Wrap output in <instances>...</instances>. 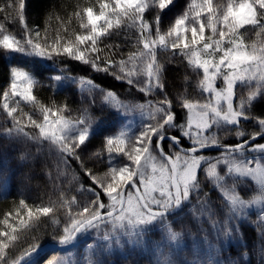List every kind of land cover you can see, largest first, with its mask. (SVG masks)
Masks as SVG:
<instances>
[{"label":"snow or ice","instance_id":"1","mask_svg":"<svg viewBox=\"0 0 264 264\" xmlns=\"http://www.w3.org/2000/svg\"><path fill=\"white\" fill-rule=\"evenodd\" d=\"M97 3V11H94L93 6H88L75 13L84 22L79 26L81 31L73 33L74 39L62 42L58 34L49 43L50 38L47 34L42 38L39 28H28L25 18L26 0H17L18 21L24 25L22 39H18L4 23H0V49L50 60L63 55L89 65L97 72L109 73L115 66L119 74H112L117 80L126 79L129 85L138 83L134 77L144 74L146 79L139 90L147 94L164 87L161 82L163 68L157 63L156 50L170 47L173 56L185 57L190 65L202 70L200 85L202 91L209 94V99L205 103L184 100L181 106L188 110L187 121L186 124H177L171 110L172 103L165 97L158 102L160 106L150 112L149 122L142 124L138 133L130 136L122 131L118 136L109 135L104 144L109 161H113L115 152L125 157L126 162L110 167L102 177L85 169L91 180L102 189L108 203L102 202L100 191L87 189L95 198L84 204L82 211L67 214L64 235L60 241L73 238L85 228L97 230L103 242L109 246L113 243L119 245L122 237L138 241L146 225L153 221H163L171 209L179 208L193 194H196L197 204L206 208L208 194L199 195L201 181L198 170L201 168H204L207 177L223 194L228 210L222 226L213 221V227L225 235L230 234L233 231L231 223L239 218L243 210L264 200V167L260 160L253 158L240 162L237 156L246 150L264 153V143H252L256 137L264 136V119L257 121L260 131L245 133L237 130L235 135L241 138L247 135L249 138L234 145L221 143L212 129L239 125L241 118L249 119L247 106L257 96L264 97V0H224L223 3L188 0L187 6L174 19V23L163 32L160 28L161 13L173 5L175 0H97ZM153 12L156 13L154 20L147 21L145 17ZM129 26L139 30L136 43L142 45L140 51L129 54L127 60H102L100 53L103 49L98 45L103 43L105 37ZM206 29L211 32L207 37ZM248 31L261 39L245 43L248 39L245 33ZM64 35L67 36V30ZM106 47L118 50L120 46ZM217 56L218 60L215 59ZM101 64L104 66L101 67ZM59 78L57 76L55 80ZM217 80L222 81L223 87H215ZM79 83L82 87H99L91 79L85 80L83 77ZM37 84L38 81L26 71L11 68V82L3 91L2 107L12 124L11 127H4L3 131L9 135L14 133L25 144L35 142L40 146L37 151L48 142L49 148H55L65 165L68 157L80 160V153L90 143L91 121L84 116L73 118L66 104L63 107L40 105L33 95V88ZM238 86L247 87L249 92L246 97L240 98L237 107L233 98ZM104 98L116 101L114 106L117 109L132 111L135 107H146L123 105L117 101L114 92H108ZM9 100L16 105H19L20 100L27 101L32 105V114L23 113L17 119V107H13ZM151 105L149 101L148 107ZM24 116L27 117V123L23 122ZM170 129H179V135H166ZM184 137L191 141L190 148L180 146ZM165 139L171 141L169 152H165L161 146ZM126 141L127 148L123 147ZM214 145L223 149L218 156L197 154ZM157 151L159 156L154 154ZM102 154L103 150H100L92 153V156L99 158ZM253 163L256 167L249 166ZM81 167H84L83 162ZM221 168L226 169L223 174L218 171ZM237 177H252L259 185L261 195L252 200L241 199L237 192V184L241 181ZM19 203L26 209L27 219L21 217L18 211V222L9 219L11 212L0 220V225L7 229L0 227V261L5 258L9 244L18 240V227L27 232L34 223L39 222L41 215L53 213V208L49 206H40L33 211L24 200ZM68 203H75V198ZM102 209L107 211L102 212ZM261 222H264V216H261ZM53 223L59 221L54 220ZM168 231L172 240L179 236L171 228ZM38 246H30L24 256L31 255ZM261 253L264 254V249H261ZM47 264H53V260Z\"/></svg>","mask_w":264,"mask_h":264},{"label":"trees","instance_id":"2","mask_svg":"<svg viewBox=\"0 0 264 264\" xmlns=\"http://www.w3.org/2000/svg\"><path fill=\"white\" fill-rule=\"evenodd\" d=\"M88 6H93L94 11H97V0H26V23L29 29L39 28L42 38L47 34L50 38L49 43H51V38L58 34L61 36L62 42H65L68 39H74L73 33L81 31L79 26L84 21H81L75 13ZM17 7V0H0V9H4V11H0V23H4L12 34L17 35L18 39H22L21 32L24 25L18 21ZM164 14L163 11L161 13V29L166 24ZM155 15L156 13L153 12L145 19L152 22ZM66 30L67 36L64 35ZM138 33L137 28L129 26L112 36L105 37L103 43L98 45L103 49L100 53L101 59L127 60L129 54L139 52L142 45L136 43ZM245 34L248 39L244 42L254 39V34L251 31ZM108 45H119L120 47L118 50L115 47L110 50L106 47ZM157 56H159V52ZM11 66L35 74L38 84L33 90V95L40 105L63 107L66 104L70 110L78 112L80 115L82 113L95 115L100 109H104L105 106L101 102L102 93L114 92L118 98L125 102L145 103L151 101L152 104H158L159 101H163L167 97L172 103L171 110L174 113L175 122L186 124L188 110L182 108L183 101H192L194 98L204 96L200 85L202 70H197L190 65L187 58L179 55L173 56V53L171 57L162 60L161 82L164 85L163 89H154L146 94L139 90L141 86L138 83L129 85L126 79L117 80L112 74L113 72L119 74V70L115 66L109 73L97 72L89 65L63 55L50 60L0 49V178H4L9 183L8 192L0 194V220H3L11 212L12 216L9 219L18 222L16 216L18 211L21 217L27 219L26 209L19 203L24 200L25 204L33 211L40 206L52 207L64 228L67 214L69 212L76 213L75 204L82 191L95 188L101 192L102 202L108 203L102 189L91 180L86 172L85 164L83 163L84 167H81V159L68 157L65 165L62 161H58L59 155L53 148H49L46 142L41 150L37 151L40 146L35 142L29 141L25 144L14 133L9 135L3 131L4 127H11L12 124L11 118L7 117V113L2 107L3 91L5 84L10 80ZM103 66L101 64V67ZM57 76L60 77L59 80H55ZM81 77L85 80L91 79L93 84L99 87L91 88L88 85L82 87L79 83ZM215 87H223L220 80L215 82ZM248 92L247 87L238 86L234 105L240 102L241 97H246ZM247 107L246 114L250 118H241L240 124L233 127L246 133L260 131L257 121L264 119V97L257 96ZM23 113L32 114V105L27 101H22L20 109L16 113L17 119H20ZM34 118L37 117L34 116ZM23 122L27 123L26 116L23 117ZM167 133L179 135V129H170ZM246 138L249 137L247 135L243 138L231 137L221 140V143L235 144ZM95 140L94 138L90 139L91 146L95 144ZM181 142L184 145H190L186 137L182 138ZM253 143H264V138ZM168 144V141L163 142L166 152H169ZM156 153L159 155L158 151ZM198 153L205 152L199 151ZM256 154L259 153L246 150L241 155L247 157ZM202 176L203 174H200L199 178ZM200 181L202 188L200 187L199 195L208 194L206 197L207 207L195 204L185 213L178 212L173 216H168L177 218L172 220L166 229L154 231L158 232L162 238H164V234L168 235L160 247L157 264H264V254L261 253V249H264V222L252 224L250 217L246 215L243 220L236 219L230 225L233 229L232 232L240 233L243 240L240 238L235 242L223 238L226 235L213 227V221H217L222 226L226 218L225 211H222L224 214L220 213L221 206L225 205L224 197L219 189L213 188L214 185L209 181ZM73 197L75 203L70 205L68 201ZM190 198L194 202L197 201L196 194L191 195ZM185 206L187 207L185 204L183 208ZM101 211H107V209ZM58 226L46 216L41 215L39 222L34 223L31 230L25 232L22 227H18V240L9 244L8 249L5 250V258L0 261V264H14L32 245L69 242L70 239L60 241L62 235L58 230L62 227ZM0 227H5L7 230L4 225H0ZM169 228L173 232L179 233L176 240L170 238ZM129 241L128 237L121 238L119 245L115 243L113 245L124 249L127 244H130ZM139 241L140 239L136 242L139 243ZM93 247L96 249L97 256L82 264H121L119 261L113 260L114 255L108 254V251L112 250L111 245L109 246L103 241H96ZM50 252L51 250L42 254L49 255ZM28 264H36V262L29 261Z\"/></svg>","mask_w":264,"mask_h":264},{"label":"rangeland","instance_id":"3","mask_svg":"<svg viewBox=\"0 0 264 264\" xmlns=\"http://www.w3.org/2000/svg\"><path fill=\"white\" fill-rule=\"evenodd\" d=\"M220 2L223 3L224 0H214V3ZM188 0H175V3L171 5L170 7L166 8L164 10L165 14V27L161 29V31H166L172 23H174V19L183 11L184 7L187 6ZM211 35L210 30L206 29L205 36ZM247 36V34H245ZM250 35V34H249ZM251 36H253L251 34ZM261 38L254 35V39H250L251 41H247L245 43L250 44L252 41H259ZM159 56H157V63L161 66L162 60L166 59L168 57L172 56V51L169 48H158ZM156 50V55H157ZM208 59H212L211 57H206ZM216 60L219 59V57H215ZM15 66H11L13 68ZM131 65L129 64V68ZM19 68V67H17ZM22 69V68H19ZM26 71L30 76L36 79V76L33 72L27 71L25 69H22ZM128 70V69H127ZM126 70V71H127ZM9 81L5 84V88L10 84L11 82V72L9 75ZM146 79V76L144 74H141L139 76H135L134 80L138 81V84L141 86L143 81ZM37 80V79H36ZM221 81V80H220ZM222 83V81H221ZM223 84V83H222ZM254 86V85H253ZM35 88V87H34ZM33 88V90H34ZM108 92L102 93V99L101 102L104 104L105 108L100 109L98 113L95 115H86L85 113H82L81 115L78 114V112H75L71 110V116L73 118L84 116L85 118L89 119L91 121V135L90 139L94 138L95 144L93 146L90 145L88 148L83 152L80 153L81 160L85 164L87 169L92 170V173L96 175L97 177H102L105 172L109 170L110 167L116 166L118 164H121L122 162H126L125 157L119 156L118 153H113L114 159L113 161H109L108 159V153L107 150L104 148L105 140L109 135H119L120 132H127L130 136L133 134H136L139 132L141 125L144 123L149 122V115L150 112L154 110L155 107H159V104H152L151 107H148V102L145 103H138V102H125L122 101L120 98H117V101L123 105L126 106H138V105H145L146 107L144 109H140L139 107H135L132 111H127L124 108L117 109L114 105L116 101L106 100L104 97ZM203 97H197L194 98L191 102L192 103H205L209 99V94L204 92ZM19 99V98H16ZM235 101V98H233ZM23 100H20L19 105L13 104L11 100H9V103L12 104L13 107H17V110L20 109V105ZM25 102V101H24ZM235 106H239V103H235ZM198 110V109H197ZM159 114H157V117ZM154 122V121H152ZM234 125H228L224 126L222 129H212V132L215 133L220 140H226L228 138H241L235 135L237 130H240L239 128H234ZM246 133V132H245ZM188 140V139H187ZM189 141V144H191V141ZM48 145V142H46ZM192 145V144H191ZM127 141L123 145V147L127 148ZM54 151L55 148H53ZM103 150V154L97 158L92 156V153ZM177 150V149H175ZM221 152H213V153H197L198 155H204L208 157H215L218 156ZM157 155V153H154ZM159 156V155H157ZM238 160L240 162H246V160H252L253 158H258L260 160V163L262 167H264V153H259L256 155H250L247 157H243L241 154H237ZM58 161H62L61 159H58ZM250 167H256V164L253 163L249 165ZM226 169H218V171L223 174V171ZM200 174H203L202 178H199L200 180H206V182H210L214 185L213 181L207 177L206 172L204 171V168H201L198 170V177ZM70 177V175H68ZM205 176V178H204ZM241 182L237 184V192L239 193L241 199L244 200H252L255 197H259L261 195L259 185L256 183V180L252 179V177H237ZM8 181L4 180V178H0V194L7 193L8 191ZM202 188V186H200ZM200 188V189H201ZM213 188H216L215 185ZM223 195V194H222ZM91 191L84 190L80 193V196L78 198V201L75 204V210L76 212L82 211V208L84 204H86L88 201L94 199ZM185 208H183L180 212L185 213L190 208L192 209L195 204H197V201L194 202L192 198L189 199V201H186ZM223 205L221 206L220 213L224 214L225 211L227 213V207ZM249 216L252 224H260L261 222V216H264V200L253 203L249 205L247 208L243 210V213L239 216L238 220H243L244 216ZM52 223L54 220L59 221V217L56 214V212L53 209V213H49L46 216ZM177 217H168L166 216L163 221H153L151 224H148L144 227L141 237L139 238V243L135 240H130L124 249H119L115 245H111L112 250L108 251L109 255H114L113 260L119 261L121 264H157V257L159 255L160 247L162 243L168 238L167 234H164V238H162L158 232H154L155 230H163L166 229L167 226L170 224V222ZM58 224L60 227L61 223H54ZM154 225V226H153ZM62 227V226H61ZM110 227V225H109ZM60 232V235H64L63 233V227L62 229L58 230ZM126 238V237H122ZM223 238L229 239L232 241H237L241 238L242 235L240 233L231 232L230 234L224 236ZM69 240V239H68ZM226 240V241H227ZM96 241H103V238L99 235V232L93 228H88L85 230L80 237L78 238L77 242L69 249L66 250H52L49 255H38L34 257L32 260L33 262H36V264H47L49 260H53V264H82L83 262H86L87 260H92L94 257L97 256L96 249L93 247L94 242ZM67 243V242H66ZM121 250V251H118ZM245 259V258H244ZM247 260V259H245ZM77 261V263H76ZM29 261L26 263L28 264Z\"/></svg>","mask_w":264,"mask_h":264},{"label":"water","instance_id":"4","mask_svg":"<svg viewBox=\"0 0 264 264\" xmlns=\"http://www.w3.org/2000/svg\"><path fill=\"white\" fill-rule=\"evenodd\" d=\"M166 135H174L172 133H166ZM260 138H264V136H261V137H256L254 139L253 142H255L256 140L260 139ZM248 139V138H246ZM164 141H168L171 143L170 140H167L165 139ZM242 142V141H241ZM241 142H238V143H241ZM236 144V143H235ZM228 145H234V144H228ZM162 146V145H161ZM181 147L183 148H190L191 146H187V145H184L181 143L180 145ZM163 147V146H162ZM164 149V148H163ZM179 150V149H178ZM165 151V150H164ZM223 151L222 148H220L219 145H214V146H210L208 148H205L203 150H200V152H221ZM166 152V151H165ZM184 206V203L179 207V208H175V209H171L169 212H168V216H171V215H174V214H177ZM88 228H85L84 230L78 232L75 234V236L73 238L70 239V241L66 244H61V243H57V242H48V243H45L43 245H40L38 246L32 253L31 255H28V256H24V254L16 261V264H26L29 260L33 259L34 257L38 256V255H41L42 253L48 251V250H58V249H61V250H66V249H69L71 248L78 240V238L80 237V235Z\"/></svg>","mask_w":264,"mask_h":264},{"label":"flooded vegetation","instance_id":"5","mask_svg":"<svg viewBox=\"0 0 264 264\" xmlns=\"http://www.w3.org/2000/svg\"><path fill=\"white\" fill-rule=\"evenodd\" d=\"M162 144H163V143H162ZM169 144H170V142H169ZM169 144H168V145H169Z\"/></svg>","mask_w":264,"mask_h":264}]
</instances>
